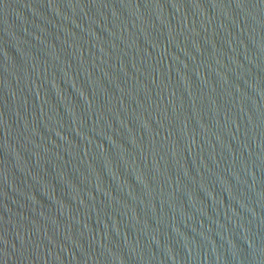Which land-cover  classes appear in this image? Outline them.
I'll return each instance as SVG.
<instances>
[{
  "label": "water",
  "instance_id": "water-1",
  "mask_svg": "<svg viewBox=\"0 0 264 264\" xmlns=\"http://www.w3.org/2000/svg\"><path fill=\"white\" fill-rule=\"evenodd\" d=\"M0 264H264V0H0Z\"/></svg>",
  "mask_w": 264,
  "mask_h": 264
}]
</instances>
